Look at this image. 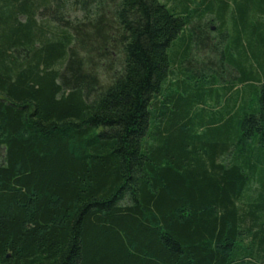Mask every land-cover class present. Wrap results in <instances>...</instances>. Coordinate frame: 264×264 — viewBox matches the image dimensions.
Here are the masks:
<instances>
[{
    "label": "trees",
    "instance_id": "1",
    "mask_svg": "<svg viewBox=\"0 0 264 264\" xmlns=\"http://www.w3.org/2000/svg\"><path fill=\"white\" fill-rule=\"evenodd\" d=\"M0 264H264V0H0Z\"/></svg>",
    "mask_w": 264,
    "mask_h": 264
},
{
    "label": "rangeland",
    "instance_id": "2",
    "mask_svg": "<svg viewBox=\"0 0 264 264\" xmlns=\"http://www.w3.org/2000/svg\"><path fill=\"white\" fill-rule=\"evenodd\" d=\"M233 8H234V7H233L232 3H230L229 11H231Z\"/></svg>",
    "mask_w": 264,
    "mask_h": 264
}]
</instances>
